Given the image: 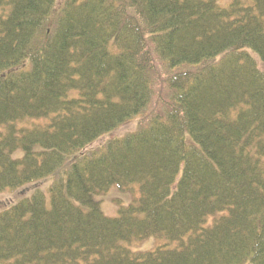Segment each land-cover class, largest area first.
<instances>
[{
    "label": "trees",
    "instance_id": "1",
    "mask_svg": "<svg viewBox=\"0 0 264 264\" xmlns=\"http://www.w3.org/2000/svg\"><path fill=\"white\" fill-rule=\"evenodd\" d=\"M57 2L0 0V264H264V0Z\"/></svg>",
    "mask_w": 264,
    "mask_h": 264
},
{
    "label": "rangeland",
    "instance_id": "2",
    "mask_svg": "<svg viewBox=\"0 0 264 264\" xmlns=\"http://www.w3.org/2000/svg\"><path fill=\"white\" fill-rule=\"evenodd\" d=\"M63 0H58L56 4V11L61 6ZM259 67L262 71H264V67L259 64ZM138 121L133 120L128 125L123 126L122 128L111 132L109 134H106L102 138L98 139L97 141L90 146L88 150H95L102 146H104L107 142L120 139L124 136H126L129 133L134 132L137 129ZM22 156V152H18L14 155L15 158H20ZM71 162H68L59 172V174L63 173L69 166ZM55 179V174L52 176H49L43 180L34 182L32 184H28L23 189L18 191L13 190H6L0 195V212L7 209L9 206H11L14 203H18L19 201L31 197V195L36 191L39 190L46 196V202L47 206L51 207L50 202V193L49 189ZM137 194V193H136ZM133 193H125L119 191L117 188H112L109 192H107L105 195H102L98 198V201L101 203V210L104 213L105 216L110 218H117L119 216V210L122 207H128L132 205L137 198V195ZM83 210L87 211V208L82 207ZM161 242L157 238H149L146 241L131 246V250L134 252H149L156 249L158 246H160Z\"/></svg>",
    "mask_w": 264,
    "mask_h": 264
}]
</instances>
